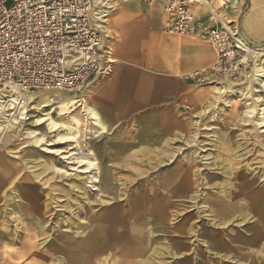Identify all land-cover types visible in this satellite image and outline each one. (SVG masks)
<instances>
[{
    "label": "bare ground",
    "instance_id": "1",
    "mask_svg": "<svg viewBox=\"0 0 264 264\" xmlns=\"http://www.w3.org/2000/svg\"><path fill=\"white\" fill-rule=\"evenodd\" d=\"M117 1L120 0H114L112 3ZM112 3L111 5L109 3V6L101 10L102 15L108 16L113 8ZM222 13L220 12L218 14V18L226 29H230L228 23L231 20L221 16ZM106 23L107 19L105 26ZM236 38L238 48L244 51V53L240 55L237 61H234V57L232 56L228 57L226 62H228V65L231 63L230 67L233 68L232 70L223 71L224 68L220 67L221 56H216V53H214L215 63L211 68L187 73L183 78L186 80L196 77L197 80L202 82L208 80L211 75L215 74L234 76L236 71L234 67L241 64L240 62L247 63L246 57L242 55L250 52L253 59V66L250 67V74H244L250 85H246L244 82L233 83L228 88L224 83L216 82V88L212 93L211 102L202 113H209L214 108V110H217L216 114H219L222 107L228 106L230 98L238 94L245 96L247 92L253 90L252 85L254 82V84L258 85V91L260 92V94H257L259 102H256L253 107L244 110L241 124L244 125L252 121V114L264 122V43L251 46L241 33H238ZM101 46L104 57L107 59L106 62H114L109 58V51L108 48H105L104 42H102ZM96 83L97 80L93 79L82 88L84 84L81 87L82 89L80 88L81 90L77 92L39 89L29 93L13 85V92L11 94L0 95V112L2 113H0V144L3 140L1 139V133L4 132V129L7 131L8 129L10 130L14 127L21 126L22 121L27 119V112L32 108L35 100L37 101H35L33 108L38 109L39 113L36 115L33 126H40L43 129L55 133L57 142L68 141L77 144L79 127L81 125L79 118L80 112L83 115L85 122L84 130L87 134H92L94 131L97 133L105 132L102 115L92 103L93 93L91 87ZM8 95L14 96V105L6 103L4 97ZM53 104L58 108L55 117L51 115L52 112L48 111L44 113L42 110V107H50ZM76 109L80 110L75 112ZM162 113L159 120L153 122L152 126L157 124V129L166 131L165 134L169 133L171 142L178 141L179 144H177L173 151L164 148L161 133V136L157 139L159 145L157 148L158 164L163 166L164 163H172L179 156L178 161L180 163L182 161L184 162L183 165L182 163L179 164L177 171L162 172L163 170H159L160 174L156 182L148 189L137 194L134 199L132 196V201L129 202L128 206H126V203L127 198H130V194L123 199L120 198L122 193L117 188L118 178L115 176L116 174H114L111 181L109 180L108 183L106 181L104 189L96 186L102 195L107 198V200H100L101 206L99 210H104L105 213L98 214L100 222L95 225L97 226L96 230H102L100 233L95 230L92 232L88 231L82 237H80L76 230L80 224L78 222L81 220L79 213L86 215L85 210L90 208L88 206L90 200L81 191L82 187L79 181L67 184L68 191L74 193L75 199L71 198V200H68L70 196L66 192V200L64 203H59V199L55 197H52L50 200L55 207L62 210L60 218L65 217L64 223L66 231L68 232L58 231L59 229L55 225L59 226L60 224L58 222L60 220L57 218L55 221L56 224H53L55 230H53L52 235L47 236L46 230H51L48 228L51 225V220H45V218L40 219L39 217L34 221L28 220L23 216L24 212L20 213L12 203H7L6 206L9 207L7 214L0 211V263L47 264L53 258L57 261V264H102L103 262L107 264H149L156 256L158 248L153 247V244L149 242V236L142 231L143 227H138L143 222L140 220H131V217L142 212L140 211L141 203L149 201L154 203L153 213L158 222L166 220L172 221L173 217L177 221L178 217H182L185 212L171 210L170 208L178 202H182L181 199H188L191 204L185 207L186 212L193 211L196 216L193 218L189 229L183 228L182 226L177 229L175 236L169 235V238H179L191 234L193 239L191 242L188 239L187 242L175 241L178 244L177 249H185V251H188L185 255H192L196 259V264H212V261L200 256V254H203V251L211 253L214 245H224L226 239L220 230L208 236L204 228L198 225V222L204 218L212 227L222 229L223 231L225 227H228V224L235 222V224L241 226L243 222L246 221L248 223L252 219V226L255 225L256 230L252 231V250L246 248L245 252H247L245 254L252 256V264H264L262 263L264 260V230L263 227H259L258 225L261 218L264 220V136L258 134L252 138V129L243 128V131L238 132L233 137L228 138L226 136L224 142H221L214 133L210 135L209 132H205L208 130L206 128L207 126H205L204 120H200L198 125L195 126L194 131L188 134V138H184L181 132L175 131L173 134L171 133L173 128L180 127L183 122L176 120L172 111ZM61 131L64 132L61 133ZM205 133L206 141L211 145L210 148H214V152H207V149H204V146L201 144L202 140L199 138L203 137L202 135ZM30 139H32V143L42 145L43 137L32 134L30 135ZM13 141L14 139L9 140L6 146L12 144ZM183 149L187 151L184 152ZM255 151L257 153L259 151L261 152L254 154ZM55 152L61 153L59 150H55ZM88 152L94 156V152L89 144ZM201 152L206 153L201 154ZM74 154V152H70L67 158L74 157L76 162L85 160L87 168H92L98 171V173H101L100 177H110V170H102L95 157L94 160H89ZM208 157L211 158L209 161ZM2 158L4 161H7L5 157ZM48 168L46 165V169ZM2 169L0 163V192L6 187L9 180H11L10 183L17 181L19 184V192L16 189L14 191L22 199L26 198L30 202H36L38 200L39 193L37 192V185L33 183L32 177L24 174L19 167L11 169V172L6 174V177H3L1 173L4 170ZM203 170H206V175ZM208 171L211 174L210 176L208 175ZM38 176L39 174H35L34 177L36 178ZM18 177L19 179L17 180ZM95 181H99V179H95ZM235 181L238 182L236 183ZM228 184L233 188L237 186L236 189L238 191L234 189L228 190ZM94 186L95 184L92 185V187ZM8 189H11V187ZM214 193L216 197H213ZM77 199L83 200L87 205L83 206L82 201H77ZM222 200L229 201L228 204L230 206L220 205L219 203ZM209 202L213 205L211 206ZM72 203H80L76 214L70 210ZM243 209H245L243 212L244 215L238 211H242ZM229 210L232 212H228ZM65 211L70 212V215L68 214L69 216H66L64 214ZM94 211L91 210L90 214H94ZM234 211H238L239 213ZM10 214H13V216H9ZM87 217H90V215ZM47 223L49 225L45 226ZM87 225L89 224H84L83 226ZM10 226L14 228L13 230L15 232L17 229H22V235L20 234L18 238L12 236ZM73 227H76V229H73ZM212 231L215 232L216 230ZM206 236L209 239H205L204 237ZM40 239L41 242H39ZM241 240L245 242L246 238H242ZM199 242L205 247L204 250L198 248ZM173 244L175 243L171 241L168 245L175 248ZM44 246L47 248L42 250ZM213 254L217 256L216 252H213ZM101 255L102 258L99 257ZM198 259L200 260L198 261ZM189 263L190 261H187L183 264Z\"/></svg>",
    "mask_w": 264,
    "mask_h": 264
},
{
    "label": "rangeland",
    "instance_id": "2",
    "mask_svg": "<svg viewBox=\"0 0 264 264\" xmlns=\"http://www.w3.org/2000/svg\"><path fill=\"white\" fill-rule=\"evenodd\" d=\"M147 1L150 4L156 5L158 0ZM210 1L213 7H218L223 4V9L220 11L221 13L223 12L221 16H224L225 19L231 20L228 25H236L239 28V32L248 40L251 46L264 43V34L262 33V35H259L258 33H255L254 35L252 33V26L249 27L246 25L245 17L248 14H252V11H249L250 8L248 0H244V3H242L240 6L238 4L236 8H232V6L230 5L231 0ZM113 5V11L111 12V14H114L115 11L122 7L121 2L119 1L114 2ZM252 7H262L261 9H263L264 0H252ZM198 9L196 10V13L199 15H204L205 13H207L204 7ZM261 9H256V14H258V20L256 22L257 32L259 30H264V10ZM111 14L107 17L108 19L106 26L103 27V42L105 44V48H108L109 58H111L114 62L106 63L107 66L105 71L100 74L93 75L88 80V82L93 79L97 80V83L94 84L93 87H91V91L93 93L92 102L94 106L100 111V106L104 105L109 113V116L103 115L102 117L105 132L97 133L96 131H94L92 134H87V132L84 130L85 122L83 120V115L80 112L79 118L81 120V125L79 127L77 144L68 141L57 142L55 133L50 132L47 129H43L40 126H33L36 115L39 113L38 109L33 108L35 101H37L35 100L33 102L32 108L29 110V112H27V119L22 121L21 126L14 127L10 130L8 129L7 131H5L6 129H4V132L1 133V139L3 140L0 144V149H2L0 150V152L2 153V155H0V163L3 168L2 170H4L2 171L1 175L3 177H6V174H9L11 172V169L15 167L21 168V171L29 177H32L33 183L37 185L36 187L37 192L39 193V198L36 202H30L26 198L22 199L14 191L15 189L16 191H18V182L13 181L12 183H10L11 180H9L6 184V187L0 192V211L7 214L9 207L6 206V204L12 203L16 210H19L20 213L24 212L23 216L28 220L34 221L38 217L40 219L45 218V220H51V225H49V223L45 225H49L48 228L51 229L50 231L46 230L47 236L52 235L53 230H55L53 228V224H56L55 221L57 218H59L60 221L58 223L61 225H55L58 227V231L68 232L65 228V217L60 218L62 210H60V208L58 207H55L54 204H52L50 201L52 197H55L59 199V203H64V201L66 200V192H68L70 196V199L68 200H71V198L75 199L74 193L68 191V183L79 181V184L82 187L81 191L86 194L88 196V199L90 200V203L88 205L90 206V208H87V210H85L86 215L79 213L81 220L78 222L80 223L77 227L78 229H76V227H73V229L77 230L80 237H82L85 236L88 231L92 232L95 230L100 233L102 230H96L97 226L95 225L100 222L98 219V214L105 213L104 210H99V207L101 206L100 200H107V198L102 195L101 191H99L96 186L104 189L106 181L107 183L109 180L111 181L114 174H116L115 176L118 178L117 188L118 191L122 193L120 198L123 199L128 194H130V198H127L126 203V206H128L129 202L132 201V196L134 199L137 194L143 192L145 189H148L154 182H156L160 174L159 170H163L162 172H170L174 170L177 171L179 169V164L182 163L183 165L184 162L182 161L180 163L178 161V156L175 160L172 161V163H164L163 166H160L158 164L157 148L159 145L157 139L161 136V133L164 148L168 149L169 151H173L177 144H179V142H171L169 138L170 135H168L169 133L165 134L166 131H160L159 129H157V124L152 126L149 121L151 118H148V116L150 117L151 115L152 117V115H155V113L158 111V109L152 106V103L147 102L144 107L139 108V111H141V115L139 117H133L128 114L125 106H114L109 102L105 103L104 100L98 101L95 98V96L98 95V92L100 91L99 89H103L106 93V85L110 86L112 82H114L116 75L123 74L134 67L140 68V65L137 63L138 61L136 59L126 56L118 57V55H116V51L121 47V45L115 42V33L114 30L110 27ZM163 19L164 11L162 8V21ZM161 31L166 36L173 35L166 33L163 30L162 25ZM172 38L178 41H183L186 39L202 43L208 46L210 51L213 53V57L211 58V60H208L209 62L207 63L204 62V65H202L201 67H190L182 71H177V73L181 72V75H179L181 79L184 80L183 77L186 76L185 74H187L188 71H193L196 69L204 70L205 68H211L214 65L215 52L212 44L208 40L192 38L186 35H173ZM131 46L134 47L135 45ZM242 53H244V51H239L234 56V61H237ZM246 53V55L242 56L246 57L247 63L240 62L241 64L236 65L234 67L236 68L234 76L215 74L211 75L208 80L202 82L192 78L184 80L189 90L186 91V95H184V98L181 99V103H179V105L174 109H172L171 107L164 109V111H172L174 118L183 122L180 127H177L176 129L173 128V130H171L172 132L170 131L172 134L177 131L182 133V137L188 138V134L194 131L195 126L198 125L200 120H204L205 126H207L206 128L208 129L205 132H209L210 135L214 133L221 142H224V138L226 136L228 138L233 137V135H236L238 132L243 131V128L252 129V138L256 137V135L258 134L264 136V122H262L259 117L252 114V121H249L244 125L241 124L243 120L244 110L253 107L256 102H259L257 94H260V92L258 91V85L254 84V82L252 85L254 88L253 90L247 92L245 96H240L238 94L237 96L230 98L228 106L222 107V110L219 112V114H216L217 110H214V108L211 109L209 113H202V111L207 109L211 102L212 93L216 88V82L224 83V85H226L228 88L231 87L233 83L244 82L246 85H250L244 74H250V67L253 66V59L250 52ZM186 54L187 52L180 51L177 53V58L179 57V55L185 58L187 56ZM158 57L160 58L161 67L168 66L169 59L171 58L169 52H166L165 54L160 53ZM230 64L231 63H229V65H225V67H223V71L232 70L233 68L230 67ZM86 84L82 88H84ZM120 88L122 87L120 86ZM124 89L126 88L124 87ZM122 92L124 93L123 98H125L127 95L126 90H122ZM168 102H175L176 104L179 101L171 99ZM186 106L188 109L185 108ZM42 110L44 113L48 111L52 112L51 115L53 117H55L58 112V108H56L54 104L50 107H42ZM79 110L80 109H76L75 112H78ZM63 132L64 131H61V133ZM32 134H37V136L43 137L42 145L32 143V139H30V135ZM202 136L203 137H200L199 139L202 140L201 144L204 146V149H207V152H214V148H210L211 145L206 141V133ZM11 139H14L12 144H8L9 146H6V144ZM88 144L93 150L94 156L88 152ZM55 150H59L61 151V153H56ZM183 150L184 152L187 151L185 149ZM70 152H74V155L82 156L83 159L87 158L89 160H94L95 157L102 170H110V177H100L101 173H98V171L92 168H87V163L85 160L76 162L74 157L67 158ZM259 152L257 153L255 151L254 154H259ZM205 153L206 152H201V154ZM2 157H5L7 161H4ZM210 159L211 158L208 157V161ZM45 161L47 164L45 163ZM46 165L49 167L48 169H46ZM252 167H254V165H252ZM203 172L206 175V170H203ZM35 174H39V176L35 178ZM208 175H211L209 174V171ZM77 178L78 180H76ZM18 179L19 177L17 178V180ZM95 179H99V181H95ZM235 182L237 183L238 181ZM94 184L95 186L92 187V185ZM125 185L127 186L125 187ZM9 187H11V189H8ZM236 188L237 186L233 188L230 184L227 185L228 190L234 189L238 191ZM59 189L61 190L59 191ZM215 195L216 194L214 193L213 197H216ZM78 200L81 199H77V201ZM181 200L182 202H178L175 206H171L170 208L171 210H179L183 213L185 212L182 217H178L177 221L174 220L173 217L172 221L166 220L163 222H158L153 213L154 203L149 201H144L143 203H141L140 211L142 212L131 217V220H140L141 222H143L142 225H138V227H143V229H141L146 233L147 236H149V242L153 244V247L155 246L158 248V250L156 251V256L154 257L152 262H149V264H183L187 261H190L189 264H196V259L193 258L192 255H185V253H187L188 251H185V249L179 250L176 248L178 244L175 241L187 242L188 239V241L191 242L193 239L191 237V234L184 235L179 238H169V235L175 236V234L177 233V229L182 226L183 228L189 229L190 224H192L193 222V218L196 216L194 215L193 211L186 212L185 207L191 204L190 201H188V199ZM81 201L83 206L87 205L85 202H83V200ZM228 203L229 201L226 202L222 200L219 204H223L224 206L229 207L230 205ZM209 204L211 206L213 205L211 202H209ZM78 205H80V203H72L70 206L71 208L69 207L71 212L76 214ZM91 210H95L93 212L94 214L92 215L90 214ZM238 211L241 212L242 215H244L243 212L245 211V209H243L242 211ZM238 211L234 212L239 213ZM228 212L232 211L229 210ZM69 213L70 212L67 211L64 212L66 216ZM89 215L90 217H87ZM9 216H13V214H10ZM263 222L264 220L261 218L258 222V225L259 227H263L264 230ZM84 224L89 225L83 226ZM198 225H201V227L204 228L208 236H210L211 234H215L220 230L221 234H223L226 239V243L224 245H214V249H212L213 251L211 253L203 251V254H200V256L209 259L210 261H212V264H252V256L249 254H245L247 252H245L246 248L248 250H252V231L256 230V227H254L255 225L252 226V219H250V222L248 223H246V221L243 222L241 226H238L237 224H235V222L233 224H228V227H225L226 229L224 228L223 231L222 229L212 227L204 218L198 222ZM10 228L12 229V236L18 238L20 234L22 235V229H17L15 232L12 226H10ZM212 230L216 231L213 232ZM208 236L204 238L209 239ZM242 238H246V241L243 242L241 240ZM171 241L175 243L173 245L175 246L176 250L171 245H168ZM39 242H41V239L39 240ZM199 244L198 248L204 250L205 247L201 245L202 243L199 242ZM45 246L43 248H40H42L43 250L44 248H47ZM213 252H216L217 256L213 254ZM99 257L102 258V255ZM199 260L200 259H198V261ZM262 263H264V260L262 261ZM47 264H57V261L52 258L51 261L47 262ZM102 264L107 263L103 262Z\"/></svg>",
    "mask_w": 264,
    "mask_h": 264
},
{
    "label": "built area",
    "instance_id": "3",
    "mask_svg": "<svg viewBox=\"0 0 264 264\" xmlns=\"http://www.w3.org/2000/svg\"><path fill=\"white\" fill-rule=\"evenodd\" d=\"M113 1L0 0V95L11 94L13 85L29 93L77 92L105 71L101 45L108 16L101 10ZM162 1L163 30L208 40L221 56L220 67L242 51L236 38L239 28L231 24L226 29L218 18L223 5L213 7L210 0ZM201 7L208 9L206 15L196 13ZM4 98L15 104L14 96Z\"/></svg>",
    "mask_w": 264,
    "mask_h": 264
},
{
    "label": "crops",
    "instance_id": "4",
    "mask_svg": "<svg viewBox=\"0 0 264 264\" xmlns=\"http://www.w3.org/2000/svg\"><path fill=\"white\" fill-rule=\"evenodd\" d=\"M119 2H121L122 7L114 14H111L112 8L108 14V16L111 14L110 27L114 30L115 42L121 45L116 51V55L136 59L140 68L134 67L123 74L116 75L114 82L110 86L106 85V93L103 89H99L100 91L95 98L98 101L109 102L114 106H125L128 114L133 117L141 115L139 108L144 107L147 102L152 103V106L158 109L152 117L147 115L148 118H151L149 121L152 124L159 120L165 108H176L186 95V91L189 90L186 82L179 76L181 72L177 73V71L190 67L199 68L204 65V62L207 63L211 60L213 53L208 46L202 43L186 39L178 41L172 38L175 34L166 36L162 33L161 25L163 26L164 21V19L162 21V0H158L156 5L150 4L147 0H120ZM242 3H244V0L230 1L232 8H236L238 4L240 6ZM248 3L249 11H252V14L245 17L246 25L252 26L254 35L255 33L262 35L264 30L256 31L258 20L256 9L262 7L253 8L252 0H248ZM222 9L223 7L220 11ZM261 10H264V8ZM180 51L187 52V56L184 58L179 55L177 58V53ZM166 52H169L171 58L168 66L161 67L158 55ZM193 71H188V73ZM122 90H126L127 95L125 98H123L124 93ZM171 99L179 102L176 104L175 102H168ZM100 111L102 117L103 115L109 116L104 105L100 106Z\"/></svg>",
    "mask_w": 264,
    "mask_h": 264
}]
</instances>
